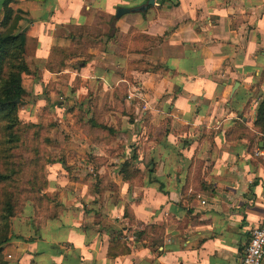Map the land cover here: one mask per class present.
Masks as SVG:
<instances>
[{"label":"crops","instance_id":"crops-1","mask_svg":"<svg viewBox=\"0 0 264 264\" xmlns=\"http://www.w3.org/2000/svg\"><path fill=\"white\" fill-rule=\"evenodd\" d=\"M7 6L17 20L3 29L23 34L31 72L21 74L29 100L19 117L35 122L41 110L63 115L75 104H120L130 117L106 114L121 122L112 171L98 173L101 186L111 187L91 193L87 180L69 181L58 164L48 167L47 193L57 192L64 209L39 218L26 206L3 246L5 262L238 264L264 216V162L249 147L264 94V0ZM117 9L125 11L117 16ZM89 31L100 33L92 38ZM56 47L71 54L63 67L48 69ZM134 86L141 100L125 98ZM256 136L259 147L264 141ZM89 147L103 155L100 146ZM125 160L143 175L123 181L117 168Z\"/></svg>","mask_w":264,"mask_h":264},{"label":"trees","instance_id":"trees-1","mask_svg":"<svg viewBox=\"0 0 264 264\" xmlns=\"http://www.w3.org/2000/svg\"><path fill=\"white\" fill-rule=\"evenodd\" d=\"M9 2L3 0L0 20V264H7L2 257L3 246L9 240L7 221L20 213L26 202L34 206L35 200L39 202L44 199L42 192L46 188V181L43 169L52 163L42 154L45 141L39 143L41 127L32 122L21 123L18 118V108L25 95L21 74L31 72L24 61L23 34H14L9 28L3 29L8 24L14 26L17 20L7 6ZM51 51L50 60L46 63L48 69L63 67L64 60L71 54L68 49L58 47ZM253 127L255 134L250 133V151L256 145V134L264 141V94L257 107ZM95 128L108 135L113 134L104 125H95ZM130 161L125 160L120 164L118 173L123 181L137 176V169Z\"/></svg>","mask_w":264,"mask_h":264},{"label":"rangeland","instance_id":"rangeland-1","mask_svg":"<svg viewBox=\"0 0 264 264\" xmlns=\"http://www.w3.org/2000/svg\"><path fill=\"white\" fill-rule=\"evenodd\" d=\"M99 33L100 32L98 31L90 32L89 37H98ZM94 34H96V36ZM23 100L28 101L29 95L28 97L25 96ZM76 105L77 104L71 106L63 115L55 114L54 112L48 113L45 110H41L36 114V121L32 123L41 127V132L38 133L39 143H41L42 140L45 141L42 145V154L46 155L44 158L52 160V163L45 165L43 169L46 181V188L42 192L44 199L39 202H36L35 200L33 202L34 206H32L31 203L26 202L22 211L7 221L8 238L12 233L13 220L19 219L23 216L26 206L32 209L33 213L39 218L55 216L64 209L57 192L51 194L47 193L48 167L53 164H58L57 173L63 172L62 174H64L65 178L69 181H76L79 178L87 180L89 182L87 190L91 193L98 192L100 189L106 190L111 187V185L101 186V183L98 180V173H100V167H104V175H110L112 171V168L108 165V159L111 158L114 153L117 155L120 153L119 150L122 138L118 135V132L120 130L121 122L116 118L113 121H110L109 118L106 117V114L107 112L115 111L128 117L129 110L120 107V104L111 107L109 106V108L101 107L99 110H97L98 106L95 104L87 105L85 108L82 105L77 108ZM18 118L21 123L31 122L19 117V115ZM95 125H104L106 128L112 130L113 134L108 135L105 132L99 131V129L95 128ZM89 143L100 146L102 148H100V151H104L103 155L97 157L91 153V150L93 149L89 147ZM72 149L74 151H72ZM77 150H80V152L76 153ZM129 155L130 152H127L126 157L128 159L131 158ZM29 156L32 155L30 154ZM76 161L79 162V166L75 165ZM84 162H87L88 167H84ZM133 166L135 167V165ZM62 167H64V169H62ZM117 169H119V166ZM136 173L137 179L143 175L141 169H138ZM64 186L65 185H60V188L63 189Z\"/></svg>","mask_w":264,"mask_h":264},{"label":"built area","instance_id":"built-area-1","mask_svg":"<svg viewBox=\"0 0 264 264\" xmlns=\"http://www.w3.org/2000/svg\"><path fill=\"white\" fill-rule=\"evenodd\" d=\"M125 98L131 100L133 98L141 100L143 98L142 91L139 87L134 86L126 94ZM146 109V104L141 106V110ZM255 160L264 162V151L258 146H254L250 153ZM8 258V257H7ZM264 258V216L261 218L259 225L254 228L249 235L247 245L238 262V264H261Z\"/></svg>","mask_w":264,"mask_h":264},{"label":"water","instance_id":"water-1","mask_svg":"<svg viewBox=\"0 0 264 264\" xmlns=\"http://www.w3.org/2000/svg\"><path fill=\"white\" fill-rule=\"evenodd\" d=\"M152 2V0H147V3H151ZM123 10L125 11V9H117V16L118 15H120L122 12H123ZM262 147H264V143H259V148H262Z\"/></svg>","mask_w":264,"mask_h":264}]
</instances>
